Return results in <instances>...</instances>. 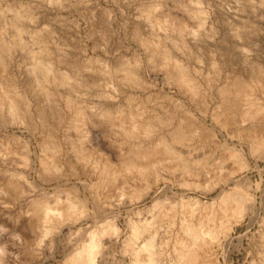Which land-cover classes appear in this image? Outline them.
Wrapping results in <instances>:
<instances>
[{"label": "rangeland", "instance_id": "374dc122", "mask_svg": "<svg viewBox=\"0 0 264 264\" xmlns=\"http://www.w3.org/2000/svg\"><path fill=\"white\" fill-rule=\"evenodd\" d=\"M162 14L166 30L158 31L151 22ZM2 44L6 50L1 52L0 92L13 99L25 118L14 119L0 102V264H62L117 215L121 233L107 248L103 264H132L124 245L131 223L153 221L160 210L171 208L178 216L170 231L175 237L181 207L189 203L193 208L194 200L211 204L220 190L206 193L172 183L165 188L160 182L144 198L129 200L125 195L119 210L90 214L65 229L53 249L45 251L32 242L34 232L22 233L31 217L29 208L34 201L50 206L57 200L67 202L70 187L84 195L87 176L73 177L67 168L75 164L82 139L91 154L85 168L97 160L99 169L110 175L132 147L155 145L178 121L204 122L220 137L225 131L214 117L226 81L248 80L255 77V69L264 70V0H0V50ZM174 62L199 86L205 114L196 107L199 99L178 87ZM256 102L264 108V99ZM156 114L167 117L164 126L153 122ZM143 125L155 127L151 138L125 140L120 134ZM48 136L59 143L60 174L43 173L42 142L51 139ZM232 143L239 146L237 140ZM249 160V177L264 186V152ZM21 177L38 189L26 190ZM61 177L70 179L68 185ZM12 182L26 190L15 201L7 186ZM263 216L264 210L248 230L249 219L235 229L233 238L243 235L242 243L228 264H264Z\"/></svg>", "mask_w": 264, "mask_h": 264}, {"label": "bare ground", "instance_id": "6f19581e", "mask_svg": "<svg viewBox=\"0 0 264 264\" xmlns=\"http://www.w3.org/2000/svg\"><path fill=\"white\" fill-rule=\"evenodd\" d=\"M152 24L159 29L158 31L163 28L166 30V15L154 17ZM3 50H6V45L0 50V71L4 65L1 57ZM41 67L35 66L38 69ZM173 71L178 87L186 94L199 99L196 107L199 106L200 111L205 114L206 103L199 86L188 76L182 64L174 62ZM255 74V77L251 76L252 78L248 80H239L238 77L226 81L221 93V107L219 106V111L216 110L214 117L218 126L225 131H221L220 137L214 127L209 128L204 122L192 121L191 118L178 121L177 127L171 130L169 135L158 137L155 145H136L127 152L129 154L126 159L121 155L124 160L120 162V166L115 165L118 168H113L110 175L108 170L99 169V161L96 159V162L94 161L96 156L92 158L94 162H90L93 164L92 168H85L91 154L85 147L86 144L84 145L86 140L82 139L80 152L75 155V164L70 167L68 165L67 168L73 177L87 176L88 182L83 185L84 195H79L75 187H70L67 188L70 193L67 202L60 203L57 200L50 206L43 201H34L29 208L30 220L28 217L26 230L21 229L22 233L27 235V232H34L35 238L32 242L42 251L52 250L56 239L65 229L81 224L98 210L109 213L114 209L119 210L125 195L129 200L144 198L150 195L160 182L165 184V188L172 183L206 193L219 189V194L211 204H202L199 200H194L191 202L193 208L189 203L181 207L179 231L175 237H171L170 231L177 225L178 216L171 208L167 211L163 209L153 221L131 223L130 235L124 245L131 251L132 264H222V260L225 264L230 263L231 254L241 245L243 237L241 235L233 238L235 229L249 219L248 230L264 210V186L261 182L254 183L249 177L251 170L249 159L259 151L264 152V108L256 102L258 99H264V70L257 68ZM127 79L126 81L130 78ZM211 82H214L213 79ZM24 100L21 104L27 108L23 104L27 101ZM0 102L6 104L11 117L24 121L25 114L20 112L9 95L0 92ZM103 116L106 114H102V119ZM153 120L157 127L164 126L168 121L166 116L160 114L154 115ZM154 128L150 125L123 128L120 134L125 140L148 139L154 133ZM233 140L238 141V147L232 143ZM119 143H116L117 147ZM122 145L123 143L120 147ZM42 147L46 152L43 157L41 156L43 173L60 174L58 141L53 137L45 143L43 140ZM21 178L26 190L28 188L34 192L38 189L25 177ZM105 179H108L107 183L104 182ZM59 180H64L65 185L70 181L69 178L62 177ZM7 186L14 201L26 192L24 187L14 182ZM258 192L259 197L256 196ZM200 207H203L201 213L196 214ZM118 218V215L115 216L113 222L106 228L102 227L103 229L92 232L86 243L68 256L62 264H103L107 257L105 254L107 248L112 242L117 241L121 233L116 225ZM261 219L264 224V216Z\"/></svg>", "mask_w": 264, "mask_h": 264}]
</instances>
